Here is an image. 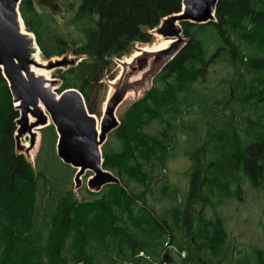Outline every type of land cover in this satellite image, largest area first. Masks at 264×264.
<instances>
[{"label": "trees", "instance_id": "1", "mask_svg": "<svg viewBox=\"0 0 264 264\" xmlns=\"http://www.w3.org/2000/svg\"><path fill=\"white\" fill-rule=\"evenodd\" d=\"M32 2L21 0L19 12L41 57L69 50L82 57L58 69V92L77 90L90 113L113 59L149 43L150 30L182 7V0H78L66 28L55 29L56 18L48 23ZM181 34L183 47L120 118L117 147L101 146L102 168L122 186L87 191L81 201L70 188L75 169L56 156L52 125L40 130L36 168L16 151L18 111L0 69V264H163L167 241L184 254L181 264H264L256 253L235 256L217 210L240 192L241 178L258 187L264 178V127L238 116L264 105V0H217L214 21L184 22ZM215 64L231 69L222 85L240 111L229 90L218 99L196 86ZM179 140L189 163L181 193L164 174ZM132 182L142 190L134 192ZM20 188L27 201L14 205Z\"/></svg>", "mask_w": 264, "mask_h": 264}, {"label": "water", "instance_id": "2", "mask_svg": "<svg viewBox=\"0 0 264 264\" xmlns=\"http://www.w3.org/2000/svg\"><path fill=\"white\" fill-rule=\"evenodd\" d=\"M20 2L21 0H0V69L18 111L15 121L16 150L28 153L35 143L34 130L52 125L57 134L56 156L63 164L75 169V188L80 187V179L86 171L92 173L87 182L91 192L97 193L110 184L120 186V180L102 168L101 146L107 135L119 125L115 108L122 96L114 93L106 101L98 131L96 118L89 113L77 90L63 89L56 92L57 88L54 89V86L58 81L55 79L49 80V86H46L44 77L35 75L32 66L48 71L67 69L80 62L82 57H69L65 54L57 59L46 60L45 63L37 62L34 58L36 47L38 48L35 39L21 28L23 21L19 13ZM216 4L217 0H182L179 13L164 17L156 28L150 30V34L154 32L162 40H170V45L159 51H142L140 47L139 54L133 59L144 62L145 56L152 55L153 66L159 65L160 71L185 44L181 24L214 21ZM30 118L33 119L31 123ZM24 135H29L28 147L19 143V138ZM166 262L167 255H164L163 264Z\"/></svg>", "mask_w": 264, "mask_h": 264}, {"label": "rangeland", "instance_id": "3", "mask_svg": "<svg viewBox=\"0 0 264 264\" xmlns=\"http://www.w3.org/2000/svg\"><path fill=\"white\" fill-rule=\"evenodd\" d=\"M32 1L37 13L43 16V18L48 23L55 25V22L52 23L53 20H51V18H56L57 22L55 25V29L66 28L65 22L72 14L71 7L77 5L78 3V0ZM54 10L57 11L60 16L56 15ZM26 31L29 32L28 30ZM29 33L32 34L31 32ZM156 37L158 36L154 34V32H152L151 41L146 44L151 45L152 43H154V41L156 42ZM182 38L184 37L182 36ZM169 45L170 43L168 44V46ZM142 46L144 45H142L141 43L131 44L129 51L123 57L114 58L111 68L103 71L100 78V91L96 97L92 98L91 104L89 105V109L92 112L89 113L92 114L96 118V120H98L99 123L104 112L106 101L111 98L114 93H118L122 96V100L115 108V116L120 124V118L124 115V113L134 103L139 101L146 94V92L149 91L151 87H153V78L159 72V65L153 66L152 63L154 56H145L146 61L144 62H136L133 58V61L130 62V64H126L124 62L125 59H129L133 55H135L137 51L139 52L138 49ZM66 55L69 57H75L72 54L71 50H69ZM39 58L40 62H46L41 57V54ZM57 58L58 57H54L52 59ZM59 70L54 69L47 71L46 75L47 77H50L53 80L55 79L59 82ZM229 73H231L230 68L222 67L215 64L214 66L209 68V73L206 82L204 84L198 82L196 83V86L200 89H210L212 93H215L216 98L218 99H220L221 94L218 91H222L224 89L229 90V98L233 97L234 99L232 100L233 102L231 101L232 108H234L235 111H240L241 108L239 107L238 103H236L238 101H236L237 99H235L234 97L233 90L228 89V86L226 84L222 85L224 79L228 78ZM247 78H249V75H247ZM256 81L257 79H254V88L257 87L256 83L258 81ZM220 85H222V87ZM59 87V84L56 85V92H58ZM247 89L248 88L245 87V90ZM222 115L223 113L221 112V116ZM239 115L243 118L242 120L246 121L247 123H250L251 125H254V127H264V105L262 103H256V105L250 107L248 113L241 111V113H238V116ZM116 129H114L107 135L106 141H111V143L117 147L116 138H114L113 136V133ZM40 130L41 129H37L38 140L34 143V146L28 151V153H26L24 150H16L18 153L23 154V156L27 159V161L32 165L33 168H36V160L38 158V153L41 147ZM243 131L244 130L242 129L241 135H244ZM179 139H182V137L179 136ZM191 142L193 143L192 139ZM27 144L29 145L28 139H26L25 142V145ZM28 145L26 147H28ZM178 145L179 146L177 151L175 153L173 152L172 156H170L167 161L164 174L168 185H170V187L172 186L177 188L178 191L181 193L185 192L188 187V183L186 181L184 173L189 163L183 155L185 144L183 142L180 143L179 140ZM91 174L92 173L90 171H86V173L80 179L81 184L79 188H75L74 176L70 180V188L74 192L75 198L79 201L83 199H88L89 197L87 191L90 190L87 187V182ZM240 180V192L234 195L232 198L226 200L225 203H222L220 206H218L217 210L220 214L221 219L224 220V225L226 228L225 233L228 236V241H230V243L234 245V248L236 249L235 251H237L235 256L252 257L256 253L258 256H260V258L262 257V260L264 261V178L261 181L259 187L257 185L253 186L246 179L241 178ZM120 186H122L121 183ZM141 188L142 187L139 185V183H131V189L134 192L141 191ZM18 191L19 192L16 194L17 196L15 203H13L14 205H19L25 200L27 201L28 198L27 193L21 191V188ZM159 207V205H155V208ZM168 242L169 241H167V243H165L163 247V256L167 255V261L170 259L173 260L170 262V264H181L184 258V254L178 256L177 250L172 248V246H169L170 244Z\"/></svg>", "mask_w": 264, "mask_h": 264}, {"label": "bare ground", "instance_id": "4", "mask_svg": "<svg viewBox=\"0 0 264 264\" xmlns=\"http://www.w3.org/2000/svg\"><path fill=\"white\" fill-rule=\"evenodd\" d=\"M21 28H22L23 31H26V28L24 27V25H23L22 23H21ZM29 36L31 37L32 35L29 34ZM156 38H157V41H156V42L154 41V43H152L151 45H144V46H142V47H141V50H142V51H159V50L164 49L165 47H167L168 44L170 43V40L164 41V40H162L160 37H156ZM138 54H139V52L137 51V52L135 53V55H133V56H132L131 58H129V59H125L124 62H125V63H130L131 59H132L133 57H135L136 55H138ZM39 57H40V51H39V49L36 47V52H35V54H34V58L36 59L37 62H40V58H39ZM31 69H32V71H33V73H34L35 75H41V76H43L44 79H45V85H46V86H49L48 81H49V80H52V79H51L50 77H47V75H46V73H47L48 70H46V69H44V68L34 67V66H32ZM56 85H58V83L55 84L54 89H56ZM40 108L43 109L42 106H40ZM29 122H30V123L32 122V118H30V121H29ZM96 128L98 129V131L100 130L98 120H97V123H96ZM32 132H33V131H32ZM34 132H35V142H36V141L38 140V139H37V138H38V135H37V129L34 130ZM28 136H29V135H24V136H22V137L19 138V143H20V145H22V146H24V147H26V146L28 145V144L25 145V142H26V139H28Z\"/></svg>", "mask_w": 264, "mask_h": 264}]
</instances>
